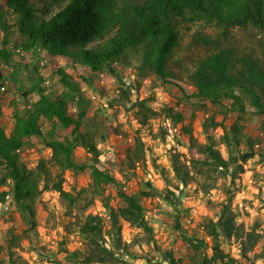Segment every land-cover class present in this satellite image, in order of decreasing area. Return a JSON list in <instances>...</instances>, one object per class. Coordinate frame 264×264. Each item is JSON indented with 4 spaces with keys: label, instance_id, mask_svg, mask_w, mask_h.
I'll return each mask as SVG.
<instances>
[{
    "label": "trees",
    "instance_id": "obj_1",
    "mask_svg": "<svg viewBox=\"0 0 264 264\" xmlns=\"http://www.w3.org/2000/svg\"><path fill=\"white\" fill-rule=\"evenodd\" d=\"M8 14L14 17L20 46L26 51L39 48L49 56L69 57L87 65L93 72L111 73L115 72L114 63L125 61L129 52H137L140 77L152 74L163 82L191 85L196 98L217 108L221 120L214 116L202 120L203 143L196 141L191 129H186L190 142L188 164L181 160L180 153L170 155L177 180L174 188L180 192L193 178L190 165L195 169L207 165L210 170L222 173H227L232 166L230 174L234 177L243 171V163L256 154L255 141L246 137L243 129L249 117H261L264 124V0H43L40 4L37 0H0L1 28L6 27ZM234 28L253 30L258 37H253L252 45L243 48L235 41ZM3 55L4 50L0 49V56ZM59 72L63 85L71 93L51 96L41 88L37 100L23 112L14 114L8 133L4 132L0 120V165L5 168L0 182L7 187L0 189V204L10 195L17 209L27 216V232L37 235L31 202L42 192L54 190L74 207L84 189L78 190L75 196L65 191L64 172L75 174L88 170L89 187L101 196L109 224L104 230L103 217L95 213L76 219L72 225L87 247L84 252L74 250L70 255L80 264H115L120 257L133 256L122 240L124 222L147 232L152 240L153 229L145 217L141 198L151 189L158 191L149 181L136 193L118 189L122 204L110 205L109 198L103 196L104 187L114 184L117 188L118 183L112 174L114 161L109 157L101 161L99 157L96 137L101 123L94 115L88 116L89 103L79 86ZM130 96L131 87H121L116 98L108 99V105L137 106L143 110L140 124L156 115L148 106V99L133 101ZM165 111L174 124L182 118L172 108ZM228 113L234 114L229 123ZM44 122L49 123L48 130L44 129ZM58 125L66 131L62 138L56 132ZM217 128L221 129L218 140ZM33 138L44 143L50 156L40 158L34 168H29L21 161L20 153L32 145ZM243 142L247 144L245 147ZM218 144L224 145L226 158ZM77 146L87 153L84 161L75 157ZM144 158L143 144L138 142L127 147L118 163L132 170ZM158 194L175 204L170 196L174 195L172 191ZM235 214L228 201L223 204L218 219L204 225L206 236L211 239V253H203L200 264H248L230 257L219 247L221 233L227 238L234 236L239 241L240 255L249 260L248 252L264 239V231L255 229L244 233L236 227ZM105 234L110 240L109 246ZM186 240L195 249L208 247L198 237ZM4 242L0 244V264H29L16 253L20 245L17 237ZM163 259L175 264L169 251L164 252Z\"/></svg>",
    "mask_w": 264,
    "mask_h": 264
},
{
    "label": "rangeland",
    "instance_id": "obj_2",
    "mask_svg": "<svg viewBox=\"0 0 264 264\" xmlns=\"http://www.w3.org/2000/svg\"><path fill=\"white\" fill-rule=\"evenodd\" d=\"M37 1L39 4L43 3V0ZM6 17V27H0V49L4 50V55L0 56V120L4 132L11 130L15 113L23 112L38 99L41 88L43 93L51 96L71 93L61 81L59 71H62L71 83L79 86L88 100V116L94 115L101 123L100 134L96 137L97 147L101 152L99 157L101 161L106 157L114 161L112 174L118 183L117 188L114 184L104 187L103 196L109 198L110 205L122 204L118 189L136 193L146 181L158 193L162 191L164 194L166 190H170L175 195H170L174 205L153 189L141 198L145 217L153 229L152 240H149L147 232L124 222L122 240L133 256H124L123 259L120 257L115 264H168L163 259L166 251L172 253L175 264H200V256L211 253V239L206 236L204 225L209 220L216 221L223 204L228 201L232 210L237 213L233 216L236 227L244 233L255 229L260 233L264 231L263 118L249 117L246 121L243 132L246 137L255 141L256 154L243 163L240 175L231 176L232 166L227 173H222L210 170L207 165L196 169L190 165L193 178L180 192L174 188L177 180L171 168L170 155L180 153L181 160L188 164L190 142L186 129H191L196 141L203 143L202 120L210 116L221 120L222 115L217 108L196 98L191 85L175 81L163 82L152 74L140 77L137 71V52H129L125 61L114 63L115 72L111 73L93 72L87 65L69 57L49 56L39 48L26 51L20 46V37L13 23L14 17L10 14ZM233 34L235 41L243 48L252 45L253 37H258L253 30L242 31L238 28L233 29ZM188 40L189 37L186 36L185 42ZM11 46L20 47L23 53L13 52ZM177 85L183 88L185 94ZM127 86L131 87L130 99H148V106L156 112L145 124H140L143 110L137 106L108 105V99L116 98L120 94V88ZM168 107L180 113L182 118L179 122L174 124L166 116L165 109ZM227 117L229 123L234 114L228 113ZM43 127L48 130L50 125L44 122ZM56 132L60 138L66 133L59 125L56 126ZM215 133L218 140L221 129L217 128ZM138 142L143 144L144 161L137 162L132 170L120 167L118 159L123 158L127 147ZM31 144L27 148L30 150L28 162L36 165L40 158H49V150L43 142L33 138ZM246 145L243 142L242 146ZM218 147L226 158L224 145L218 144ZM74 153L79 161L87 158V153L81 146H77ZM4 173L5 168L0 165V181ZM64 173L65 191H70L75 196L78 190L84 189L83 193L76 198L74 207L57 191H44L38 195L30 204L37 235L27 232V216L17 209L10 195L0 204V244L4 245L5 239L17 237L20 245L15 249L16 253L29 264H80L70 253L74 250L84 252L87 245L75 232L72 223L87 213L101 215L104 230L108 228L109 221L101 196L95 195L89 187V171ZM0 189L7 187L0 182ZM91 199L93 202L90 204ZM193 237L203 239L208 247L195 249L186 240ZM105 239L109 246L110 240L106 234ZM218 242L219 247L230 257L248 264H264L263 238L248 252L249 260L240 255L239 241L234 236L227 238L221 233Z\"/></svg>",
    "mask_w": 264,
    "mask_h": 264
},
{
    "label": "built area",
    "instance_id": "obj_3",
    "mask_svg": "<svg viewBox=\"0 0 264 264\" xmlns=\"http://www.w3.org/2000/svg\"><path fill=\"white\" fill-rule=\"evenodd\" d=\"M11 50L13 51V52H16V53H20V54H22L23 53V50L20 48V47H12L11 46ZM29 149H25V150H23L22 152H21V155H20V158H21V160H22V162H25V163H27V166L29 167V168H33V167H35V163H32V162H28L27 160H28V154H29Z\"/></svg>",
    "mask_w": 264,
    "mask_h": 264
},
{
    "label": "clouds",
    "instance_id": "obj_4",
    "mask_svg": "<svg viewBox=\"0 0 264 264\" xmlns=\"http://www.w3.org/2000/svg\"><path fill=\"white\" fill-rule=\"evenodd\" d=\"M237 199H239V197Z\"/></svg>",
    "mask_w": 264,
    "mask_h": 264
}]
</instances>
